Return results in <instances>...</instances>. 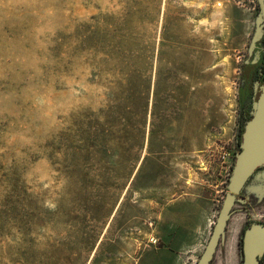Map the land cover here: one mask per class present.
<instances>
[{"label":"rangeland","instance_id":"obj_1","mask_svg":"<svg viewBox=\"0 0 264 264\" xmlns=\"http://www.w3.org/2000/svg\"><path fill=\"white\" fill-rule=\"evenodd\" d=\"M261 31L258 0H0V264H197Z\"/></svg>","mask_w":264,"mask_h":264},{"label":"water","instance_id":"obj_2","mask_svg":"<svg viewBox=\"0 0 264 264\" xmlns=\"http://www.w3.org/2000/svg\"><path fill=\"white\" fill-rule=\"evenodd\" d=\"M258 2L261 15L264 18V0H258ZM261 167H264V88L257 100L255 113L246 124L241 150L237 155L229 179L228 192L216 218L209 241L197 264H210L212 262L233 213L238 195L255 171ZM259 240L264 242V227L260 224H254L247 230L244 237L245 250L248 252L245 264H259L255 257V254H262L263 252V243H259Z\"/></svg>","mask_w":264,"mask_h":264},{"label":"flooded vegetation","instance_id":"obj_3","mask_svg":"<svg viewBox=\"0 0 264 264\" xmlns=\"http://www.w3.org/2000/svg\"><path fill=\"white\" fill-rule=\"evenodd\" d=\"M259 11L261 15L260 4H259ZM261 18H262L261 34L259 35V37L255 39L252 45L249 46V53L246 54V59H245V63L243 64L240 82L238 84L240 94H239V108H238V118H237V128H238L237 136L239 135L241 126H243V122H245V125L243 128V132L241 134V142L239 145L237 144V147H234L232 151L234 161L230 172L233 171L237 155L241 150L242 137L246 124L253 117L257 106V100L262 92V89L264 88V18L262 15ZM257 180H262V182L264 183V167L257 169L253 174V176L250 178V180H248L245 187L238 195V200L236 201V204L233 207V213L231 215L232 217L233 214L235 213L236 205L241 206L246 213V221L242 226V228L240 229L239 240L237 243L240 254V264H245L248 257L247 254L248 252H246L245 244H244L245 233L254 224H260L261 226L264 227V221H259V220L257 221L256 219L251 218L250 212L248 210V206L251 205V202H254V199L253 197L248 195L247 190L252 184L257 183L256 182ZM227 227H226V231H227ZM262 240H259V243H263L262 244L263 252L262 254H255L256 260L258 261L259 264H264V242Z\"/></svg>","mask_w":264,"mask_h":264},{"label":"built area","instance_id":"obj_4","mask_svg":"<svg viewBox=\"0 0 264 264\" xmlns=\"http://www.w3.org/2000/svg\"><path fill=\"white\" fill-rule=\"evenodd\" d=\"M233 161H234V158H233V154L231 153L230 155V158L227 162V172L229 173L231 171V167L233 165Z\"/></svg>","mask_w":264,"mask_h":264},{"label":"trees","instance_id":"obj_5","mask_svg":"<svg viewBox=\"0 0 264 264\" xmlns=\"http://www.w3.org/2000/svg\"><path fill=\"white\" fill-rule=\"evenodd\" d=\"M250 118V117H249ZM248 118V119H249ZM244 125H245V122H243V126H241V130H240V132H239V135L237 136V144L239 145L240 144V142H241V134H242V132H243V128H244Z\"/></svg>","mask_w":264,"mask_h":264}]
</instances>
